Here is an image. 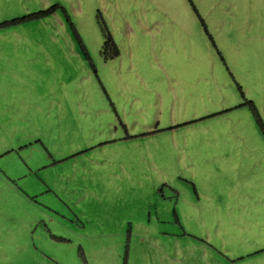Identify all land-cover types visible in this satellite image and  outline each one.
I'll list each match as a JSON object with an SVG mask.
<instances>
[{
	"label": "rangeland",
	"instance_id": "obj_1",
	"mask_svg": "<svg viewBox=\"0 0 264 264\" xmlns=\"http://www.w3.org/2000/svg\"><path fill=\"white\" fill-rule=\"evenodd\" d=\"M191 1L0 0V264H264V0Z\"/></svg>",
	"mask_w": 264,
	"mask_h": 264
},
{
	"label": "trees",
	"instance_id": "obj_2",
	"mask_svg": "<svg viewBox=\"0 0 264 264\" xmlns=\"http://www.w3.org/2000/svg\"><path fill=\"white\" fill-rule=\"evenodd\" d=\"M189 2L191 3L195 13H197V10H196L195 6L192 4V1L189 0ZM56 10H60L62 15L64 16V19L66 20V22L68 23L69 27L73 31V34H74V36H75V38L77 40V43H78V45H79V47H80V49H81V51L83 53L84 58L87 60V62L90 65L93 73L95 74V76L98 77L96 66L93 63L92 58L89 55V52L87 51L82 39L80 38L79 34L77 33L76 28H75V26L73 25V23H72V21L70 19L69 14L67 13L66 9L63 6H61L59 4H53V5H51L50 7H47L44 10L28 13L26 15L13 18V19H11L9 21H4L2 24L3 25H11V24L22 23V22L29 21V20L40 19L42 17H45L47 15L52 14ZM96 17H97V22L99 24V27H100L101 32H102L103 37H104L101 53L104 56V59L114 58L115 56H117L119 54L118 47H117V45H116V43H115V41H114V39H113L109 29H108V26H107V24H106V22H105V20H104V18H103V16H102L100 11L97 12ZM201 22H202L205 30L207 31L206 26L204 24V21L202 19H201ZM237 87H238V90H239L240 94L243 96V101L241 103H239L238 105L234 106V107L243 106V105L247 106L248 109L250 110L251 114L253 115L258 127L260 128V130L262 131V133L264 135V122H263V120H262V118H261V116H260L255 104L251 100H248L246 97H244L242 88H241V86L239 84H237ZM229 109H231V108L215 112V113H213L211 115H215V114L221 113V112L229 110ZM199 119H201V118H199ZM193 121H196V120H193ZM193 121H188V122H185L183 124L190 123V122H193ZM263 249L264 248H262V250Z\"/></svg>",
	"mask_w": 264,
	"mask_h": 264
},
{
	"label": "crops",
	"instance_id": "obj_3",
	"mask_svg": "<svg viewBox=\"0 0 264 264\" xmlns=\"http://www.w3.org/2000/svg\"><path fill=\"white\" fill-rule=\"evenodd\" d=\"M156 126H157V125H156ZM172 127H173V126H172ZM172 127L169 126V127H166V128H165V127H164V128L162 127V128H158V129H157L156 127H154V129H153L151 132L159 131V130H164V129H171Z\"/></svg>",
	"mask_w": 264,
	"mask_h": 264
}]
</instances>
